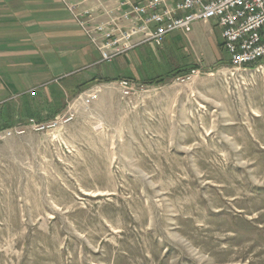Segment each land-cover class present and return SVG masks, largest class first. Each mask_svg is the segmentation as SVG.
I'll use <instances>...</instances> for the list:
<instances>
[{
    "label": "rangeland",
    "instance_id": "rangeland-1",
    "mask_svg": "<svg viewBox=\"0 0 264 264\" xmlns=\"http://www.w3.org/2000/svg\"><path fill=\"white\" fill-rule=\"evenodd\" d=\"M174 35L143 68L199 76L97 82L0 140V264H264V71L232 70L214 22Z\"/></svg>",
    "mask_w": 264,
    "mask_h": 264
},
{
    "label": "crops",
    "instance_id": "crops-1",
    "mask_svg": "<svg viewBox=\"0 0 264 264\" xmlns=\"http://www.w3.org/2000/svg\"><path fill=\"white\" fill-rule=\"evenodd\" d=\"M193 26L189 33H172L189 37ZM218 43L221 51L223 39ZM160 50L162 44H143L108 61L61 0H0V131L32 118L52 120L64 111L69 97L97 82L127 78L143 85L158 78L143 65L150 51L159 56ZM103 64L104 70L81 76L82 69ZM193 64L198 63L186 65Z\"/></svg>",
    "mask_w": 264,
    "mask_h": 264
},
{
    "label": "built area",
    "instance_id": "built-area-1",
    "mask_svg": "<svg viewBox=\"0 0 264 264\" xmlns=\"http://www.w3.org/2000/svg\"><path fill=\"white\" fill-rule=\"evenodd\" d=\"M105 60L151 44L161 46L174 31L189 33L194 23L214 22L222 29L223 49L232 70L262 66L264 71V0H61ZM200 68L190 69L175 80L186 83L200 75ZM126 94L133 90L127 78L119 81ZM90 92L83 99H96ZM71 107L50 121L31 119L28 123L0 131V140L29 130L44 132L74 120Z\"/></svg>",
    "mask_w": 264,
    "mask_h": 264
},
{
    "label": "trees",
    "instance_id": "trees-1",
    "mask_svg": "<svg viewBox=\"0 0 264 264\" xmlns=\"http://www.w3.org/2000/svg\"><path fill=\"white\" fill-rule=\"evenodd\" d=\"M193 68H199V65L193 64V65H186V67H182V68L178 67L172 71V75H168L167 77L159 76L158 78L152 79L149 82H145V83L151 86L158 85L159 83H165L167 80L175 78L178 75L186 74V72H188L190 69H193Z\"/></svg>",
    "mask_w": 264,
    "mask_h": 264
},
{
    "label": "bare ground",
    "instance_id": "bare-ground-1",
    "mask_svg": "<svg viewBox=\"0 0 264 264\" xmlns=\"http://www.w3.org/2000/svg\"><path fill=\"white\" fill-rule=\"evenodd\" d=\"M249 67H253V68L256 69V70H257V69H262V66H249ZM249 67H246V69L249 68Z\"/></svg>",
    "mask_w": 264,
    "mask_h": 264
}]
</instances>
